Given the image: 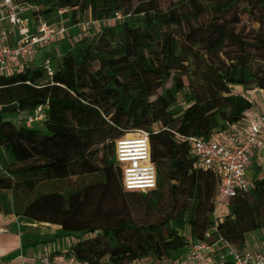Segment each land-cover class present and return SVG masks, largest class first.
Segmentation results:
<instances>
[{
  "label": "trees",
  "instance_id": "trees-1",
  "mask_svg": "<svg viewBox=\"0 0 264 264\" xmlns=\"http://www.w3.org/2000/svg\"><path fill=\"white\" fill-rule=\"evenodd\" d=\"M21 1L50 22L66 8L100 26L64 36L40 61L0 78V212L60 225L71 237L66 253L87 264L163 263L218 237L243 250L246 235L264 229V174L255 168L252 187L215 217L218 177L200 167L189 138L245 117L253 103L234 87L264 90V65L250 48L264 53V37L250 42L231 26L239 10L264 9V0H176L165 9L157 0ZM185 89L190 103L173 110ZM38 106L42 129L27 125ZM21 113L25 121L11 120ZM140 131L157 184L129 191L116 141ZM139 211L142 218L132 214Z\"/></svg>",
  "mask_w": 264,
  "mask_h": 264
},
{
  "label": "built area",
  "instance_id": "built-area-1",
  "mask_svg": "<svg viewBox=\"0 0 264 264\" xmlns=\"http://www.w3.org/2000/svg\"><path fill=\"white\" fill-rule=\"evenodd\" d=\"M66 10L59 9V17ZM37 11L36 6L21 0H0V78L22 72L35 60L39 49L65 36L67 27L62 21L50 22ZM119 18L121 14L116 13L113 18L104 22H114ZM87 24H96L98 28L100 26L99 21H90ZM45 69L49 76L53 74L49 61H46ZM254 90L264 92L257 88L241 92L250 99ZM44 114L45 108L38 106L27 118V123H41ZM189 141L200 167L218 177L216 206L227 203L238 192L249 190L253 185L255 168L259 174H264V113L259 112L254 105L238 123L226 126L210 138L190 137ZM115 150L125 190L145 191L156 187V168L151 159L147 132L124 135L116 141ZM213 228L216 230V224ZM205 236L210 237V231ZM218 244L222 245L223 250L217 261H213L209 254ZM58 250V247L44 245L36 261H27L24 253L20 252L14 260L6 264H87L66 253V248ZM227 258L233 264H264V252L238 250L221 237L211 243H193L180 261L183 264H224Z\"/></svg>",
  "mask_w": 264,
  "mask_h": 264
},
{
  "label": "crops",
  "instance_id": "crops-1",
  "mask_svg": "<svg viewBox=\"0 0 264 264\" xmlns=\"http://www.w3.org/2000/svg\"><path fill=\"white\" fill-rule=\"evenodd\" d=\"M253 104L259 112L264 113V92L253 91ZM4 159V154H1ZM254 174V173H253ZM228 213L227 203L219 204L215 207L214 214L217 217H222ZM6 229V230H1ZM26 232H31L30 236H26ZM61 234V227L57 224L47 222L34 221L24 216H18L13 213L6 214L0 212V264H6L14 260L20 252H23L27 261H36L42 247L38 248V238H62L60 245L57 241L50 243L49 247H58L59 249L67 248L70 243V236ZM57 244V245H56ZM219 248V247H218ZM217 246L210 252L212 256L219 257L220 251H216ZM243 250L256 253L264 252V229L250 232L246 235V242ZM187 250L182 255L175 258L177 264L181 263L180 259L186 254ZM173 260V259H172ZM179 260V261H178ZM170 260L166 261L169 262ZM163 262V263H166Z\"/></svg>",
  "mask_w": 264,
  "mask_h": 264
},
{
  "label": "rangeland",
  "instance_id": "rangeland-1",
  "mask_svg": "<svg viewBox=\"0 0 264 264\" xmlns=\"http://www.w3.org/2000/svg\"><path fill=\"white\" fill-rule=\"evenodd\" d=\"M139 0H132V4L133 7H135L138 4ZM158 5L162 8H168L171 5H173L176 0H157ZM243 8V7H242ZM229 17V16H227ZM206 16L203 17V20H205ZM234 20H236L234 23L231 24L232 28L239 33L242 37H244L246 40L250 41V42H254L256 43L257 41H259V38L264 37V9H258V8H253L251 11H249V9H247V7H245V9H241L237 12V16H234ZM58 19L60 21H62V23L67 27V31L65 36L66 37H70V39H77L80 36H82L84 34V30H87L90 34H95L98 30V26H96V24H91L88 26L87 22H90V17L88 15V13H86L83 16H78L74 19L71 18L70 13H65L62 14L61 17H58ZM74 21V23H73ZM58 45L57 44H52V45H48L46 47H43L41 49H39L38 53L35 56V60L36 62L40 61L41 58L43 57L44 53L46 51H52L57 49ZM253 50H255L256 53V57L259 60L260 65H264V62H262V60L260 59L262 54L261 53V49H256L254 46L250 47ZM261 54V55H260ZM170 83H167V86H169ZM253 88H249L248 90H252ZM188 90L185 89L180 95H179V99L177 101V103L172 107L173 110L177 111V110H182L186 105H188L190 103V99H188L187 97V92ZM234 91L235 92H241V88L240 87H234ZM250 100L253 102V98L250 97ZM254 105V104H253ZM25 114L21 113L18 115H14L11 118V120H13L14 122L18 123V122H23L25 121L24 119ZM27 125H31V126H35L38 128H43L44 125L42 123H38V124H29L27 123ZM47 188L51 187L49 185H46ZM166 192V191H165ZM115 207V206H114ZM134 216H136V218H142L143 217V213L142 212H136V213H132ZM215 217H217L215 215ZM31 232H26L25 235L26 236H30ZM65 238V237H63ZM62 238H38V248L42 247L43 245H50V243L57 241L58 245H60V240ZM42 245V246H41ZM57 245V244H56ZM209 258L213 261H217V257L212 256L211 254H209ZM179 261V260H178ZM178 262H176L175 259L170 260L169 262L166 263H161L157 260H154L152 258H148L146 260L143 261V264H177Z\"/></svg>",
  "mask_w": 264,
  "mask_h": 264
}]
</instances>
